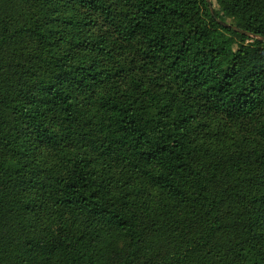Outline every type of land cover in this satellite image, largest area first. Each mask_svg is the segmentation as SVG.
I'll list each match as a JSON object with an SVG mask.
<instances>
[{
    "label": "trees",
    "instance_id": "trees-1",
    "mask_svg": "<svg viewBox=\"0 0 264 264\" xmlns=\"http://www.w3.org/2000/svg\"><path fill=\"white\" fill-rule=\"evenodd\" d=\"M264 39V0H216ZM0 264H264V41L207 0H0Z\"/></svg>",
    "mask_w": 264,
    "mask_h": 264
},
{
    "label": "water",
    "instance_id": "water-1",
    "mask_svg": "<svg viewBox=\"0 0 264 264\" xmlns=\"http://www.w3.org/2000/svg\"><path fill=\"white\" fill-rule=\"evenodd\" d=\"M208 4H209V10H210V13L212 15V17L215 19V21L221 25L222 27L226 28V29H230L232 31H234L235 33H238V34H242L246 37H250V38H254V39H258V40H261V41H264L263 38H260L258 37L257 35L251 33V32H247L245 30H242L238 27H235L229 23H226V22H223L221 21L220 19H218L215 15V12H214V5H213V0H207Z\"/></svg>",
    "mask_w": 264,
    "mask_h": 264
},
{
    "label": "rangeland",
    "instance_id": "rangeland-1",
    "mask_svg": "<svg viewBox=\"0 0 264 264\" xmlns=\"http://www.w3.org/2000/svg\"><path fill=\"white\" fill-rule=\"evenodd\" d=\"M214 2H216V0H214Z\"/></svg>",
    "mask_w": 264,
    "mask_h": 264
}]
</instances>
